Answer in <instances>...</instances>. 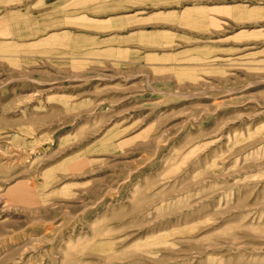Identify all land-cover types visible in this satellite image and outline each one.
<instances>
[{"label":"rangeland","instance_id":"obj_1","mask_svg":"<svg viewBox=\"0 0 264 264\" xmlns=\"http://www.w3.org/2000/svg\"><path fill=\"white\" fill-rule=\"evenodd\" d=\"M143 4L0 30V264H264V0Z\"/></svg>","mask_w":264,"mask_h":264},{"label":"crops","instance_id":"obj_2","mask_svg":"<svg viewBox=\"0 0 264 264\" xmlns=\"http://www.w3.org/2000/svg\"><path fill=\"white\" fill-rule=\"evenodd\" d=\"M147 7L143 0H0V30L9 31L7 26L14 24L16 17H23V23H29L30 26L37 24L38 26L28 29L42 31L45 33L43 37L47 33L57 34L63 31V22L71 25L64 30L70 32L89 31L76 25L81 22H116L118 27L110 31L132 34L149 29L142 25H150L147 22H151L153 18H158L159 25H166L160 18L168 15L167 9L144 10ZM119 47L143 48L139 43L130 41Z\"/></svg>","mask_w":264,"mask_h":264}]
</instances>
